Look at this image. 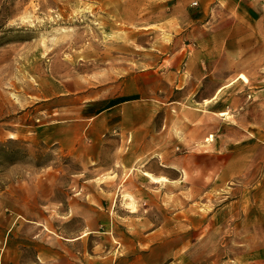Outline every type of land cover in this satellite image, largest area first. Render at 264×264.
I'll use <instances>...</instances> for the list:
<instances>
[{
    "label": "rangeland",
    "instance_id": "obj_1",
    "mask_svg": "<svg viewBox=\"0 0 264 264\" xmlns=\"http://www.w3.org/2000/svg\"><path fill=\"white\" fill-rule=\"evenodd\" d=\"M0 264H264V2L0 0Z\"/></svg>",
    "mask_w": 264,
    "mask_h": 264
},
{
    "label": "crops",
    "instance_id": "obj_2",
    "mask_svg": "<svg viewBox=\"0 0 264 264\" xmlns=\"http://www.w3.org/2000/svg\"><path fill=\"white\" fill-rule=\"evenodd\" d=\"M110 131L107 117L99 114L94 119L84 117L75 120L70 126L58 130L54 141L74 161L89 167L100 162L111 151L113 137Z\"/></svg>",
    "mask_w": 264,
    "mask_h": 264
},
{
    "label": "bare ground",
    "instance_id": "obj_3",
    "mask_svg": "<svg viewBox=\"0 0 264 264\" xmlns=\"http://www.w3.org/2000/svg\"><path fill=\"white\" fill-rule=\"evenodd\" d=\"M242 79H244L246 82H247V80L248 79H246V77H244V76H240ZM211 140V138H209L208 139V141H210ZM149 178H151V179H153L154 181H162V180H160V179H158V178H155V177H153L151 174L150 175H147ZM164 180V179H163ZM234 196V194L231 196V197H233Z\"/></svg>",
    "mask_w": 264,
    "mask_h": 264
},
{
    "label": "built area",
    "instance_id": "obj_4",
    "mask_svg": "<svg viewBox=\"0 0 264 264\" xmlns=\"http://www.w3.org/2000/svg\"><path fill=\"white\" fill-rule=\"evenodd\" d=\"M252 2H258V1H260V0H251Z\"/></svg>",
    "mask_w": 264,
    "mask_h": 264
}]
</instances>
